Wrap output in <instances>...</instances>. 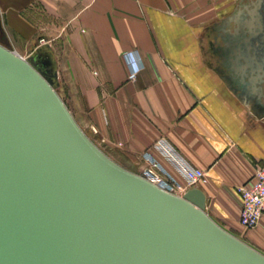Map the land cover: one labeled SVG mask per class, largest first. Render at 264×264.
I'll use <instances>...</instances> for the list:
<instances>
[{"label": "crops", "instance_id": "0c3cea01", "mask_svg": "<svg viewBox=\"0 0 264 264\" xmlns=\"http://www.w3.org/2000/svg\"><path fill=\"white\" fill-rule=\"evenodd\" d=\"M246 1L0 0V21L19 55H50L58 93L109 157L141 175L150 154L185 182L156 147L165 139L205 172L207 213L264 254V215L243 228L237 193L264 163V69L226 45Z\"/></svg>", "mask_w": 264, "mask_h": 264}, {"label": "water", "instance_id": "95a60500", "mask_svg": "<svg viewBox=\"0 0 264 264\" xmlns=\"http://www.w3.org/2000/svg\"><path fill=\"white\" fill-rule=\"evenodd\" d=\"M263 1L244 22L238 10L226 43L258 70ZM2 29L0 264H264L207 213L200 188L172 193L109 157L58 93L50 55L22 57Z\"/></svg>", "mask_w": 264, "mask_h": 264}, {"label": "built area", "instance_id": "2783aa9c", "mask_svg": "<svg viewBox=\"0 0 264 264\" xmlns=\"http://www.w3.org/2000/svg\"><path fill=\"white\" fill-rule=\"evenodd\" d=\"M129 64V79L135 81L139 73V66L130 54H126ZM156 147L170 160L179 173L184 177L181 182L172 172L150 154L144 156L147 167L141 174L153 183L172 193L182 195L192 187H198L206 181V174L202 169L193 167L184 161L175 149L165 140L160 139ZM240 197L239 221L246 230L257 227L264 215V163L258 166L253 177L237 188Z\"/></svg>", "mask_w": 264, "mask_h": 264}, {"label": "flooded vegetation", "instance_id": "af4514ba", "mask_svg": "<svg viewBox=\"0 0 264 264\" xmlns=\"http://www.w3.org/2000/svg\"><path fill=\"white\" fill-rule=\"evenodd\" d=\"M253 2H254V0H247L246 3L242 7L244 9V11H245L246 19H250L249 13L253 9ZM262 9H263V18H264V1H263V4H262ZM234 28H235V26H233L232 30ZM263 36H264V33H263Z\"/></svg>", "mask_w": 264, "mask_h": 264}, {"label": "bare ground", "instance_id": "6f19581e", "mask_svg": "<svg viewBox=\"0 0 264 264\" xmlns=\"http://www.w3.org/2000/svg\"><path fill=\"white\" fill-rule=\"evenodd\" d=\"M250 17V16H249ZM243 54V53H242ZM262 64V63H261ZM252 65V64H251Z\"/></svg>", "mask_w": 264, "mask_h": 264}, {"label": "rangeland", "instance_id": "374dc122", "mask_svg": "<svg viewBox=\"0 0 264 264\" xmlns=\"http://www.w3.org/2000/svg\"><path fill=\"white\" fill-rule=\"evenodd\" d=\"M36 52V51H35ZM34 53V52H33Z\"/></svg>", "mask_w": 264, "mask_h": 264}]
</instances>
